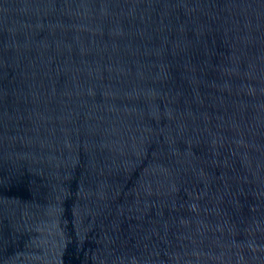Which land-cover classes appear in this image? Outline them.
I'll return each instance as SVG.
<instances>
[{"label":"water","instance_id":"95a60500","mask_svg":"<svg viewBox=\"0 0 264 264\" xmlns=\"http://www.w3.org/2000/svg\"><path fill=\"white\" fill-rule=\"evenodd\" d=\"M0 264H238L191 0H0Z\"/></svg>","mask_w":264,"mask_h":264}]
</instances>
